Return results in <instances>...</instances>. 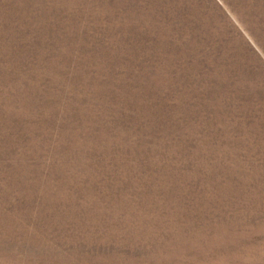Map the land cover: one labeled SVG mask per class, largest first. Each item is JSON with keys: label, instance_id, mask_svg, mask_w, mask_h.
Here are the masks:
<instances>
[{"label": "rangeland", "instance_id": "1", "mask_svg": "<svg viewBox=\"0 0 264 264\" xmlns=\"http://www.w3.org/2000/svg\"><path fill=\"white\" fill-rule=\"evenodd\" d=\"M0 264H264V0H0Z\"/></svg>", "mask_w": 264, "mask_h": 264}]
</instances>
